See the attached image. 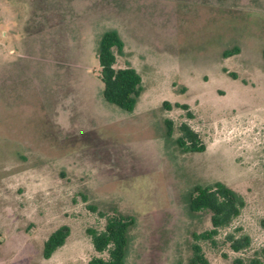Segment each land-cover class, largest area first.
Wrapping results in <instances>:
<instances>
[{"label":"rangeland","instance_id":"374dc122","mask_svg":"<svg viewBox=\"0 0 264 264\" xmlns=\"http://www.w3.org/2000/svg\"><path fill=\"white\" fill-rule=\"evenodd\" d=\"M108 30L125 42L117 67L143 78L131 112L103 97ZM183 123L204 151L179 149ZM216 181L246 206L218 248L201 245L232 264L249 252L227 233L264 246V0H0V264H88L89 230L115 210L136 221L125 264H190L212 225L188 194ZM61 225L71 233L45 259Z\"/></svg>","mask_w":264,"mask_h":264},{"label":"trees","instance_id":"16d2710c","mask_svg":"<svg viewBox=\"0 0 264 264\" xmlns=\"http://www.w3.org/2000/svg\"><path fill=\"white\" fill-rule=\"evenodd\" d=\"M125 42L116 30H108L103 33L98 48V59L101 66V80L104 85L103 97L110 103L121 109L133 111L143 93V78L141 74L131 65L117 67V56L124 54ZM239 51H226L228 57ZM169 109V103L164 102ZM188 109L186 104H177ZM190 115V113H189ZM191 116V115H190ZM167 134L173 136L172 121L165 119ZM175 142L182 152H202L205 150L199 135L187 123L180 127V135ZM189 208L193 212L207 211L211 214V228L193 234L192 256L190 264H210L201 242H208L214 248L219 246L218 236L221 230L229 228L233 221L238 218L246 206L245 197L225 184L216 181L208 185H195L189 191ZM136 221L131 215L123 214L115 210L106 220L102 230H89L92 245L100 255L92 257L88 264H125L130 245V231ZM71 228L61 225L53 231L44 241L43 257L49 259L53 254L65 245ZM224 241L236 253H246V256H237L232 264H264V246L253 249L252 237L248 233L236 235L229 232ZM107 254V256H103ZM227 257L226 254H223Z\"/></svg>","mask_w":264,"mask_h":264}]
</instances>
